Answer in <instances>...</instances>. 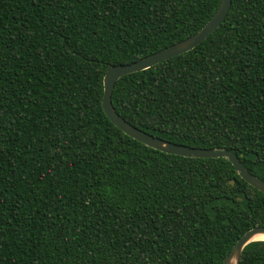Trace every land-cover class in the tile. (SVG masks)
<instances>
[{"label":"trees","instance_id":"1","mask_svg":"<svg viewBox=\"0 0 264 264\" xmlns=\"http://www.w3.org/2000/svg\"><path fill=\"white\" fill-rule=\"evenodd\" d=\"M220 1L0 0V264H222L264 227V195L227 159L147 147L101 105L110 67L195 34ZM111 103L264 182V0H231L205 41L122 76ZM239 264H264V241Z\"/></svg>","mask_w":264,"mask_h":264},{"label":"water","instance_id":"2","mask_svg":"<svg viewBox=\"0 0 264 264\" xmlns=\"http://www.w3.org/2000/svg\"><path fill=\"white\" fill-rule=\"evenodd\" d=\"M230 6L231 0H221L217 10L208 22H206L195 34L187 37L186 39L140 58L130 64L110 67L103 76V97L101 105L103 112L108 119L131 139L166 154L187 158H225L231 163L235 172L242 180L264 195V182L251 175L234 153L228 150L190 148L183 145L173 144L152 136L125 121L120 115H118L111 103L112 90L118 79L125 75L146 70L160 62L194 49L196 46L205 41L206 38L216 29H218L224 21ZM229 184L233 185V180H230ZM256 234H264V227H254L246 231L234 243L229 254L223 259L222 264H239L243 248L247 244L256 241L252 240Z\"/></svg>","mask_w":264,"mask_h":264},{"label":"bare ground","instance_id":"3","mask_svg":"<svg viewBox=\"0 0 264 264\" xmlns=\"http://www.w3.org/2000/svg\"><path fill=\"white\" fill-rule=\"evenodd\" d=\"M252 240L264 241V234H256Z\"/></svg>","mask_w":264,"mask_h":264}]
</instances>
